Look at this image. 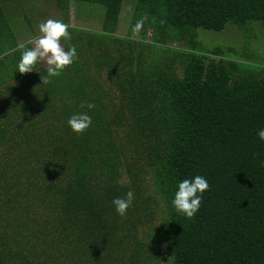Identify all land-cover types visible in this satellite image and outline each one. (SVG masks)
I'll use <instances>...</instances> for the list:
<instances>
[{
    "label": "trees",
    "instance_id": "trees-1",
    "mask_svg": "<svg viewBox=\"0 0 264 264\" xmlns=\"http://www.w3.org/2000/svg\"><path fill=\"white\" fill-rule=\"evenodd\" d=\"M71 1L54 3L78 59L43 84L42 62L17 71L41 4L0 0V264H264V64L199 31L264 32V0H134L124 33V0H77L103 4L99 28L69 23ZM196 175L188 219L172 200Z\"/></svg>",
    "mask_w": 264,
    "mask_h": 264
},
{
    "label": "clouds",
    "instance_id": "clouds-1",
    "mask_svg": "<svg viewBox=\"0 0 264 264\" xmlns=\"http://www.w3.org/2000/svg\"><path fill=\"white\" fill-rule=\"evenodd\" d=\"M145 20L147 16L137 22L133 31L138 32ZM38 30L39 35L28 41L32 47L28 48L25 43L17 44V49L22 50L17 71L21 74L30 73L37 63L44 62L47 65V76L41 77V80L43 84H47L50 83L49 78L60 76L67 67H70L78 59V54L74 45L66 50L62 44V41L71 40L68 24L49 18L38 25ZM81 107L85 105L81 104ZM86 107L91 110L95 108V104L88 103ZM67 123L74 133L80 135L88 130L92 119L87 112H82L72 115ZM257 136L264 141V129L259 130ZM209 190L210 185L207 179L201 175L184 179L178 184L172 205L178 213L192 219L199 211L203 193ZM133 200L134 192L129 190L124 197H117L112 201L116 213L121 218L126 217Z\"/></svg>",
    "mask_w": 264,
    "mask_h": 264
},
{
    "label": "rangeland",
    "instance_id": "rangeland-1",
    "mask_svg": "<svg viewBox=\"0 0 264 264\" xmlns=\"http://www.w3.org/2000/svg\"><path fill=\"white\" fill-rule=\"evenodd\" d=\"M26 5L28 8H31L32 11L36 10L37 3L41 4V12H37L36 15L39 17L34 18L35 32L37 36L39 35L38 25L46 21L47 19H56L65 21L63 18V12L55 6L54 0H26ZM134 0H124L122 4V10L119 17V23L117 27V32L124 33L127 30L128 22L130 19L132 11V3ZM83 8L82 12L78 11V7ZM104 12L103 4L99 2H88V1H71V10L70 17L68 22L74 25H81L90 28H99L100 19L102 18ZM252 29L247 30L248 28L243 29L241 37L239 40H236L233 32H226L227 28L231 26H236L230 23H227L222 30H210L205 28H199V31H211V36H208L206 40L211 41L214 45H220L223 47L232 46V51H228L227 55L230 57L238 59L250 58L251 61H257L264 64V32L263 27L257 22ZM241 28H239L240 31ZM36 37V36H35ZM212 37V39H211ZM63 44V43H62ZM64 46V45H63ZM65 48V47H64ZM209 59L214 62H220L221 57L208 55ZM46 65L44 62H42ZM47 66V65H46Z\"/></svg>",
    "mask_w": 264,
    "mask_h": 264
}]
</instances>
